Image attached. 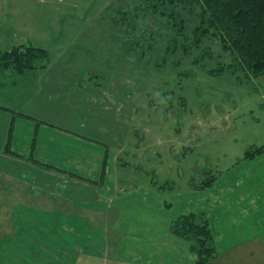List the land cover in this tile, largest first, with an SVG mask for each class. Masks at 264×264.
<instances>
[{
  "label": "rangeland",
  "instance_id": "374dc122",
  "mask_svg": "<svg viewBox=\"0 0 264 264\" xmlns=\"http://www.w3.org/2000/svg\"><path fill=\"white\" fill-rule=\"evenodd\" d=\"M201 14L199 0H0V52L49 53L45 68L0 71V143L10 128L14 147L36 137L29 153L90 180L74 174L75 214L27 211L0 264H82L113 238L93 264H195L169 228L184 213L209 221L212 264H264V152L244 157L264 144V74L211 31L194 45ZM11 161L0 153V171ZM82 202L120 222L99 229L92 209L88 225Z\"/></svg>",
  "mask_w": 264,
  "mask_h": 264
},
{
  "label": "trees",
  "instance_id": "16d2710c",
  "mask_svg": "<svg viewBox=\"0 0 264 264\" xmlns=\"http://www.w3.org/2000/svg\"><path fill=\"white\" fill-rule=\"evenodd\" d=\"M178 0H171V3ZM201 25L194 45L200 36L211 31L222 49L226 50L240 68L258 76L264 74V0H199ZM189 49V48H187ZM184 49L185 52L188 50ZM49 53L46 48L18 45L0 52V71L13 69L18 73L35 67H46ZM45 63V64H43ZM38 64H42L37 67ZM233 64V63H232ZM264 152V144L246 151L245 158ZM171 232L189 241L195 254V264H212L217 256L213 235L206 218L196 219L194 213H184L170 225Z\"/></svg>",
  "mask_w": 264,
  "mask_h": 264
},
{
  "label": "crops",
  "instance_id": "0c3cea01",
  "mask_svg": "<svg viewBox=\"0 0 264 264\" xmlns=\"http://www.w3.org/2000/svg\"><path fill=\"white\" fill-rule=\"evenodd\" d=\"M0 109L4 108L0 107ZM13 111L20 113V115L27 116L24 112H18L17 110ZM34 118L40 120L39 118ZM41 121L45 122L43 120ZM45 123L49 124L47 122ZM50 125L54 126L53 124ZM11 132L12 129L10 128L7 135H4L5 139L3 142L0 143V153H3L7 162L12 160V168H10V164H7V166L0 171V255L3 254L1 247L10 241L11 236H13L16 229L19 228L17 225L18 222L22 220L21 218H24V214H26L27 211L36 212L38 210L45 213L53 211L56 213V208L60 203V205H63L61 206L64 209L63 212L75 214L76 212L73 210V196H71V194H73L72 187L74 188V174L81 176V178L77 179L81 182L86 183L90 181L85 175H80L85 173L84 170H82L83 168L80 170L77 169V172L75 170H68L65 168L66 166H61H73L72 159H69L71 163H68V160H64L66 162L60 160L59 163H62L61 165H58L57 162L55 163L54 161L59 155L58 152L54 154L48 153V151H42V153L39 154H34V152H32V154L29 153L27 150L29 147L31 151H34L35 148H39L36 143L34 144V141L37 142L36 137L33 142H29L31 143L30 145L26 138L24 139L23 136L20 135V139L24 143L22 147L26 149L22 150V147L19 148V143L21 142L18 141H16V146L14 147L10 142L12 139ZM83 163L84 161L81 164ZM57 167H60L65 172L61 171L58 173ZM43 174L49 175L50 179L47 180L43 177ZM79 207L81 208V218H83L87 224L89 223L88 225L92 223L85 220V217H87L86 215H88L92 209L93 212L97 213V220L99 218L97 223L99 229L103 228L109 230L112 227L114 230L121 219L117 216L121 213L120 209L117 208L94 206L91 209L90 203L86 204L83 202L79 204ZM107 215H110L108 218L109 220L107 219ZM103 219L107 220L109 224L107 221L103 222ZM113 240L114 242L112 244H109L108 240V247L102 250L103 256L97 255L96 253L84 252L81 256V263L93 264L94 261L105 262V256L109 252H113L114 247L117 245L116 240L114 238ZM237 244L240 245V241L233 243L232 246ZM104 250H106V252Z\"/></svg>",
  "mask_w": 264,
  "mask_h": 264
}]
</instances>
